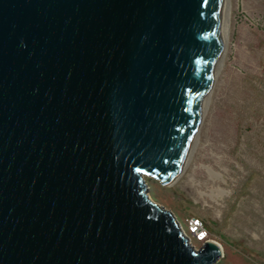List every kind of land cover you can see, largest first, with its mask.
I'll return each mask as SVG.
<instances>
[{"label": "water", "instance_id": "water-1", "mask_svg": "<svg viewBox=\"0 0 264 264\" xmlns=\"http://www.w3.org/2000/svg\"><path fill=\"white\" fill-rule=\"evenodd\" d=\"M227 0H0V264H215L149 196L181 174Z\"/></svg>", "mask_w": 264, "mask_h": 264}, {"label": "rangeland", "instance_id": "rangeland-1", "mask_svg": "<svg viewBox=\"0 0 264 264\" xmlns=\"http://www.w3.org/2000/svg\"><path fill=\"white\" fill-rule=\"evenodd\" d=\"M229 1L226 58L194 154L170 185L146 179L187 233L202 220L223 248L215 264H264V0Z\"/></svg>", "mask_w": 264, "mask_h": 264}, {"label": "bare ground", "instance_id": "bare-ground-1", "mask_svg": "<svg viewBox=\"0 0 264 264\" xmlns=\"http://www.w3.org/2000/svg\"><path fill=\"white\" fill-rule=\"evenodd\" d=\"M229 0H227V12H226V23L224 25V28L221 32V51H220V54H219V58H218V61H217V66H216V71H215V77H214V80H213V85L207 95V98L205 100V103H204V108H203V113H202V119H201V123H200V126H199V129H198V132H197V135L195 136L194 140H193V143L191 145V148H190V151H189V154H188V157H187V160H186V163H185V166L181 172V174L183 173V171L185 170V168L187 167L189 161L191 160V157L192 155L194 154V151H195V148L197 146V143H198V138H199V132L201 131L200 128H201V125H202V122H203V119H204V116L205 114H207V109L209 108V105H210V102H211V96H212V90L213 87H214V84H215V81H216V78L219 76L222 68H223V65H224V62H225V58H226V53H227V46H228V34H229V19H230V7H229ZM214 93V92H213ZM206 118V117H205ZM200 130V131H199ZM199 145V144H198ZM180 174V175H181ZM218 177V175H215ZM150 197V196H149ZM178 221V220H177ZM179 225L181 226V229L182 231L184 232L185 236L188 238V235L186 234L184 228L182 227V224L179 222ZM189 239V244L192 245V242H191V238H188ZM211 240V239H209ZM213 241V240H212Z\"/></svg>", "mask_w": 264, "mask_h": 264}, {"label": "built area", "instance_id": "built-area-1", "mask_svg": "<svg viewBox=\"0 0 264 264\" xmlns=\"http://www.w3.org/2000/svg\"><path fill=\"white\" fill-rule=\"evenodd\" d=\"M185 232L187 235L190 234L196 237L199 241L205 242L208 238L207 228L204 226V223L200 218H191L188 224V233L186 230ZM188 238H190L189 235Z\"/></svg>", "mask_w": 264, "mask_h": 264}, {"label": "trees", "instance_id": "trees-1", "mask_svg": "<svg viewBox=\"0 0 264 264\" xmlns=\"http://www.w3.org/2000/svg\"><path fill=\"white\" fill-rule=\"evenodd\" d=\"M151 181H155L154 179H150Z\"/></svg>", "mask_w": 264, "mask_h": 264}]
</instances>
